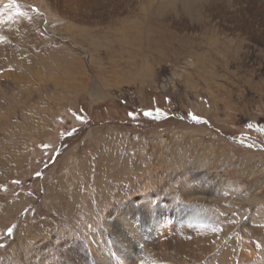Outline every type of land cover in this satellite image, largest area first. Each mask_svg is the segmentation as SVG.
Returning a JSON list of instances; mask_svg holds the SVG:
<instances>
[{"label":"rangeland","instance_id":"1","mask_svg":"<svg viewBox=\"0 0 264 264\" xmlns=\"http://www.w3.org/2000/svg\"><path fill=\"white\" fill-rule=\"evenodd\" d=\"M91 1L0 0V264H118L107 225L113 215L123 224V205L141 244L153 225L162 238L175 227L212 231L209 255L179 264H264V0H238L212 19L214 31L177 16L171 50L148 23L172 11L146 22L129 15L142 2L128 0L101 20ZM133 30L142 38H126ZM208 35L237 53L228 65L208 60ZM184 180L208 203L184 200ZM143 209L152 214L138 219ZM226 247L230 258H218Z\"/></svg>","mask_w":264,"mask_h":264},{"label":"bare ground","instance_id":"2","mask_svg":"<svg viewBox=\"0 0 264 264\" xmlns=\"http://www.w3.org/2000/svg\"><path fill=\"white\" fill-rule=\"evenodd\" d=\"M88 1V0H87ZM90 1V0H89ZM128 0H92L90 3H92V9L95 10L96 14L100 17L101 20H107L109 18H112L114 15H119L123 13V11H120L119 10L121 9L120 8V5H123V4H126ZM136 1V0H135ZM139 2H142V7H139L138 6V10H140V12H137V13H132V14H129V15H140L138 16L137 18H140L142 19L143 21H148V19H151L152 17L156 16L158 17V13H160L162 10H170L172 11V13H170L169 15H163L164 11L162 12L163 16H161V19L163 23H158L157 26H154L153 25V22H149L148 23V26L150 27L151 31H153L154 33H157L156 37H163V38H166L165 40V44L167 43L168 45V41L169 43L172 44L171 41H173V37L175 36H172L171 34H169L168 32L166 31H171V29H176L177 25H180L178 21H176V17L179 16L181 18H185L186 21H190L194 27H199V28H207L208 30H211V31H214L215 28L217 26L214 27V25L212 26V23L211 21H213L212 19H215L214 17H218L219 15L223 14V12L226 11V9L229 7V9H234V8H238V0H140ZM264 2V1H263ZM240 3V2H239ZM261 3V2H260ZM139 5L141 6V4L139 3ZM249 5V4H247ZM86 6V5H85ZM128 7V6H127ZM126 7V8H127ZM132 7V6H131ZM262 7V6H261ZM240 8V7H239ZM243 8V7H242ZM241 8V9H242ZM127 9H130L129 7ZM133 9V8H132ZM249 9V8H248ZM235 10V9H234ZM243 10V9H242ZM134 11V10H133ZM137 11V10H136ZM232 11V10H231ZM250 11V10H249ZM260 11V10H259ZM264 11V10H263ZM45 12V11H44ZM128 12V11H127ZM237 12V16L239 15L238 14V11ZM235 12V13H236ZM227 13V12H226ZM232 13V12H230ZM234 13V14H235ZM241 13V12H240ZM263 13V12H262ZM166 14V13H165ZM128 15V16H129ZM134 16V17H135ZM236 16V17H237ZM264 16V15H263ZM118 17V16H117ZM210 17V18H209ZM230 20L233 19L235 16L234 15H230ZM88 18V17H87ZM136 18V19H137ZM209 18V19H207ZM219 18V17H218ZM74 19V18H73ZM131 19V18H130ZM178 19V18H177ZM179 20V19H178ZM118 21V20H117ZM146 21V22H147ZM217 21V20H216ZM229 21V20H228ZM264 21V19L262 20ZM124 22V21H122ZM156 22V21H155ZM185 22V21H184ZM181 23V22H180ZM231 23V22H230ZM233 23V21H232ZM118 24V23H116ZM131 24V23H130ZM144 24V23H143ZM146 24V23H145ZM182 24H184L182 22ZM216 24V23H215ZM237 24V23H236ZM142 25V24H141ZM192 25V26H193ZM233 25V24H232ZM247 25V24H246ZM121 27H123L121 25ZM125 27V26H124ZM132 27H135L137 28V33L140 32L139 29V22L138 21H135L133 22V26ZM147 27V26H146ZM182 27V26H181ZM180 27V28H181ZM186 27V26H185ZM127 28V27H126ZM179 28V27H178ZM188 28V27H187ZM79 29V28H78ZM143 29V28H142ZM145 29V28H144ZM219 29V28H218ZM72 30V29H70ZM122 30V29H121ZM147 31V29H145ZM222 30V29H221ZM129 31V30H128ZM126 31V32H128ZM207 31V30H205ZM210 31V32H211ZM117 32V31H116ZM149 32V30H148ZM152 32V33H153ZM174 32V30H173ZM181 32V31H180ZM209 32V33H210ZM136 33V31H130V34L129 33H126V38L130 35H133V37L135 36L136 34V38L134 37V39L137 40V38L141 37V33H140V36ZM146 35L147 33L144 32ZM177 33V32H176ZM179 33V32H178ZM183 33H186V32H183ZM212 33V32H211ZM210 33V34H211ZM214 33V32H213ZM212 33V34H213ZM123 34V33H122ZM143 34V35H145ZM202 34H205L206 36V33H202ZM116 35V34H115ZM142 35V36H143ZM178 35V34H177ZM180 35V34H179ZM71 36V35H70ZM118 37V36H117ZM123 37V35L121 36ZM148 37V36H147ZM151 37V36H150ZM155 38V36H153ZM209 37V43H213L214 45V49H213V55L209 56L208 57V60L209 61H215V60H219V61H222L224 62V65H228L230 63V59L232 58H235L237 53L236 52H232L231 54H228V48L225 50L224 49V52L222 50H218V48L216 47V44H219L220 42L217 41V39H214L212 38V36L208 35ZM215 37V36H214ZM142 38V37H141ZM144 38V37H143ZM207 38V36H206ZM216 38V37H215ZM145 39V38H144ZM177 39V38H175ZM141 40V39H139ZM143 40V39H142ZM149 40V39H148ZM155 40H157L155 38ZM182 40V39H180ZM228 40V39H227ZM226 40V41H227ZM134 40H132L133 42ZM177 41V40H176ZM106 42V41H105ZM147 42V40L145 41V43ZM150 42V40L148 41ZM160 42V41H159ZM178 42V41H177ZM176 42V43H177ZM198 42V41H197ZM206 42V41H205ZM107 43V42H106ZM121 45H123L124 40H122V42H120ZM141 43V42H140ZM156 43V42H155ZM154 43V44H155ZM180 43V42H179ZM182 43V42H181ZM204 43V42H203ZM230 43V42H229ZM90 44V43H89ZM126 44V43H125ZM137 44V43H136ZM135 42H134V47H135ZM186 44V42H185ZM207 44V43H206ZM221 44V43H220ZM120 45V46H121ZM127 45V44H126ZM125 45V46H126ZM139 45V44H137ZM141 45V44H140ZM139 45V46H140ZM144 45V43H143ZM150 45H152V43H150ZM150 45H147L150 47ZM174 45V44H173ZM223 46V44H221ZM225 45V44H224ZM91 46V45H90ZM93 46V45H92ZM105 46V45H104ZM142 46V45H141ZM169 46V45H168ZM172 46V45H171ZM182 46V45H181ZM184 46V45H183ZM197 46V45H196ZM209 46V44H208ZM207 46V47H208ZM99 47V46H98ZM108 47V46H106ZM110 47V46H109ZM108 47V48H109ZM143 47V46H142ZM103 48V47H102ZM112 48V47H111ZM137 48V47H136ZM151 48V47H150ZM158 48L156 45L154 46V49ZM168 48V47H166ZM165 48V50H167ZM170 48V46H169ZM168 48V49H169ZM175 48V47H174ZM181 48V47H179ZM184 48V47H183ZM220 48V47H219ZM116 49V47H115ZM124 48H122V51H123ZM131 49V48H129ZM142 49V48H141ZM163 49V48H162ZM162 49H158V54H160V57L163 58V50ZM17 50V48H16ZM65 50V49H64ZM108 50V49H106ZM114 50V49H113ZM126 50V49H125ZM139 50V49H138ZM137 50V51H138ZM171 50V48H170ZM109 51V50H108ZM141 51V50H140ZM178 51V50H177ZM176 51V52H177ZM207 51V50H206ZM231 52V50H229ZM120 52V50H119ZM129 52V51H128ZM136 52V51H135ZM157 52V51H156ZM156 52L154 53L155 55H153V53H151V57L152 58H155L158 54H156ZM168 52V51H166ZM175 52V51H174ZM99 53V52H98ZM114 53V51H113ZM118 53V52H117ZM121 53V52H120ZM124 53V52H123ZM130 53V52H129ZM128 53V54H129ZM137 53V52H136ZM135 53V54H136ZM149 53V52H147ZM170 53V51L168 52ZM172 53V52H171ZM179 55L181 54V52H177ZM109 54V53H108ZM122 54V53H121ZM141 54V53H140ZM146 54L145 51L143 53V55ZM173 54V53H172ZM210 54V53H209ZM134 55V54H133ZM142 55V57H143ZM166 57L167 54H164ZM169 55V54H168ZM221 55L223 57H221ZM118 56V55H117ZM128 56V55H126ZM141 56V55H140ZM146 56V55H145ZM169 56H172V55H169ZM212 56H215V60L213 58H211ZM112 57V56H111ZM130 57V55H129ZM139 57V56H138ZM148 57V55H147ZM198 57V55H197ZM117 58V57H116ZM134 58V57H133ZM136 58V57H135ZM134 58V59H135ZM157 58V57H156ZM155 58V59H156ZM171 58V57H170ZM173 58V57H172ZM222 58V59H221ZM56 59V58H55ZM94 59V58H93ZM130 59V58H128ZM132 59V58H131ZM141 59V57H140ZM204 59V58H203ZM207 60V58H205ZM64 62V60H62ZM66 61H69L67 59H65V62ZM71 61V60H70ZM94 61V60H92ZM150 61V60H149ZM148 61V62H149ZM56 62V61H54ZM53 62V63H54ZM72 62V61H71ZM70 62V63H71ZM67 63V62H66ZM65 63V65H66ZM146 63V62H145ZM196 63V62H195ZM194 63V64H195ZM199 63V62H198ZM207 63V61H206ZM190 64V63H189ZM193 64V62H192ZM193 64V65H194ZM211 64V63H210ZM213 64V63H212ZM219 64V63H218ZM150 66V63L148 64ZM197 65V63L195 64ZM204 64L202 62H200V66L202 67ZM220 65V64H219ZM67 66V65H66ZM208 66V65H207ZM222 66V65H221ZM198 67V66H197ZM200 67V68H201ZM206 67V66H205ZM198 68V69H200ZM208 68V67H207ZM212 67H210L211 69ZM224 68V67H223ZM197 69V68H196ZM213 69V68H212ZM226 69V68H225ZM210 72V71H209ZM208 72V73H209ZM205 73H207L205 71ZM207 73V74H208ZM211 74V73H210ZM217 74V73H216ZM215 75V73H214ZM211 79V78H210ZM209 82V81H208ZM215 82V81H214ZM204 83V82H203ZM206 85V84H205ZM108 175V174H107ZM115 175H111L110 174V177H114ZM116 177V176H115ZM116 180V179H115ZM108 182V181H107ZM114 182V181H113ZM120 185V184H119ZM181 185V184H180ZM185 188L184 190H182V192L180 194H182V198L184 200H187L189 202H199V203H202L204 202V200H207V203H208V199H209V195L208 196H205V194L203 193L204 191L200 190L199 188L197 189L195 187V189L192 188L191 185H188V182L186 180H184L183 184H182ZM194 186V185H193ZM110 188V187H109ZM155 192H149L148 193V196L150 197L151 193L153 194V199H151V201L153 202L154 200L156 201H160L162 200V198L164 197L163 194L161 193V191H156L154 190ZM116 192V191H115ZM217 193V192H216ZM209 194V193H208ZM222 195V194H221ZM113 198L115 199H119L117 196H115L114 194L112 195ZM211 197V196H210ZM224 197V196H223ZM221 197V198H223ZM217 198V197H216ZM215 198V199H216ZM220 199H216L218 200V202L221 200ZM225 199V198H223ZM105 200V199H104ZM108 201V200H107ZM142 202V201H141ZM140 202V203H141ZM210 202V201H209ZM224 202V200H223ZM139 203V202H137ZM170 203V202H169ZM162 204H165L167 206H169L168 203H166V201H163ZM215 204V203H214ZM133 205V204H132ZM125 205L123 206H118L116 207V211H118L116 213V217L117 218H120V220L123 222L122 225L118 226V227H115V224H116V218H114V215L112 213H110V215H113V217L111 218L112 220H114L113 223H109L107 225V228L109 229V226L113 232V237H114V240H115V243L117 245V249H118V253H114L113 254V257L116 258V261L118 264H133L134 262L135 263H138L139 260H143L145 261V259L147 257H152V258H163V259H166V260H169L171 262H174V263H177L179 264L180 260L183 261H189L190 263L192 262H196V261H199L205 254H207L208 252L212 251V245L208 244V243H205V241L207 242L209 239L208 237L211 235L210 233V230L206 232V234L204 233V231L200 230V228H194V229H190L188 230L187 232L185 233H190V234H185V233H180V231L183 232V230L179 229L180 231L178 232V227H175V231H174V234L173 235H167L165 236L164 238H162L160 236V232L157 228L156 225H153V227H151L150 229H148V234H147V243H143L141 244L139 242V240H141V234L138 233L137 229H132L129 227L128 223H126L124 217H123V214H122V210H124V214L126 217L129 216L130 212H131V209H129L127 207V205L124 207ZM135 206H137L135 204ZM171 208V211L173 213L176 214L177 216V220L180 218V216L182 215L181 213H179V211H182L181 209H177V208ZM155 210H157L158 208L155 207L154 208ZM150 214H152V212L150 210L146 211L145 209L141 210L140 211V214L138 215V219H141V218H147ZM107 217H104V220L107 222ZM220 217V216H219ZM234 217V216H233ZM235 218V217H234ZM228 219V218H227ZM226 219V220H227ZM111 220V221H112ZM235 220V219H234ZM165 221V220H164ZM108 223V222H107ZM230 224V223H228ZM228 224H225L227 226H229ZM104 225V224H103ZM231 225V224H230ZM105 228V225L103 226ZM231 227V226H230ZM239 228V227H238ZM202 229V228H201ZM211 229V228H210ZM218 229V228H217ZM220 229V228H219ZM231 230V228H229ZM214 230V229H213ZM216 230V229H215ZM185 231V230H184ZM217 231V230H216ZM258 229L255 228V227H251V233H257ZM261 231V230H260ZM224 233V232H223ZM162 235H165V234H162ZM218 237V236H217ZM215 238V237H213ZM219 238V237H218ZM217 238V239H218ZM233 239V238H232ZM210 241V240H209ZM229 242V241H228ZM210 243V242H209ZM219 243V242H217ZM233 245L236 244L235 241H233ZM206 244H208L206 246ZM213 245H215V243H212ZM225 244V243H224ZM231 244V243H230ZM228 243V246L230 245ZM262 245V244H261ZM217 246V245H216ZM231 246V245H230ZM236 246H238L236 244ZM261 247V246H260ZM215 248V246H214ZM221 248V247H220ZM222 249V248H221ZM224 249V248H223ZM222 249V250H223ZM227 251L226 252H221L219 253V257L220 258V255L224 256V257H228V255L230 256L231 255V252H232V249H228L226 247ZM111 250L113 251V248H111ZM220 250V249H219ZM225 250V249H224ZM243 250V249H241ZM246 252V250H243V252ZM248 251V250H247ZM214 252V251H213ZM219 252V251H218ZM217 252V253H218ZM242 252V253H243ZM249 254H251L250 251H248ZM241 253V252H240ZM215 254H216V251H215ZM245 254V253H244ZM248 254V253H246ZM245 254V255H246ZM248 254V255H249ZM209 255V253H208ZM212 255V253H211ZM241 255V254H240ZM243 255V254H242ZM244 255V256H245ZM246 255V258L249 259V256ZM207 256V255H206ZM240 257V256H239ZM230 258V257H228ZM244 258V257H243ZM242 258V259H243ZM203 259V258H202ZM241 259V258H240ZM220 260V259H219ZM223 260V258H222ZM239 260V259H238ZM244 260V259H243ZM202 261V260H201ZM212 261V260H211ZM214 261V260H213ZM231 261V260H230ZM225 262V258H224V261L223 263ZM239 262V261H238ZM241 262V261H240ZM246 262V261H245ZM209 262H207L208 264ZM213 263V262H212ZM247 263V262H246ZM78 264H85L82 260H79V263ZM94 264H110L107 262V260L104 258L102 259L101 257L98 256V260L97 259H94ZM198 264V262H197ZM236 264V263H235ZM239 264V263H238Z\"/></svg>","mask_w":264,"mask_h":264},{"label":"snow or ice","instance_id":"3","mask_svg":"<svg viewBox=\"0 0 264 264\" xmlns=\"http://www.w3.org/2000/svg\"><path fill=\"white\" fill-rule=\"evenodd\" d=\"M10 5H5V7H9ZM21 15H22V13H20ZM9 19H10V17H9ZM145 115H150V113H145ZM193 119L194 120H198V118L197 117H193ZM12 234V229L11 228H9L8 229V232H7V235H11ZM0 246H2V245H0Z\"/></svg>","mask_w":264,"mask_h":264}]
</instances>
